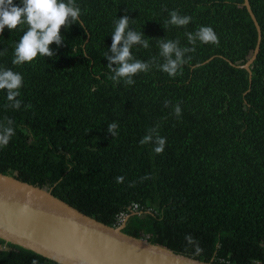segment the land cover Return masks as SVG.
<instances>
[{
    "label": "trees",
    "instance_id": "16d2710c",
    "mask_svg": "<svg viewBox=\"0 0 264 264\" xmlns=\"http://www.w3.org/2000/svg\"><path fill=\"white\" fill-rule=\"evenodd\" d=\"M247 2L259 29L248 70L241 66L256 31L242 0H76L82 26L61 29L63 45H50L53 58L38 55L22 67L12 59L23 30L6 27L0 67L24 81L19 110L4 107L0 90V122L11 118L16 130L0 149V173L111 226L124 205L147 203L151 211L128 216L123 232L147 233L151 244L211 264H264V0ZM165 7L192 22L165 29ZM125 15L149 41L148 49H132L136 59L163 63L158 39L192 47L185 33L199 26L212 27L219 46L197 41L175 79L153 65L133 85L115 83L104 53L114 20ZM111 122L119 125L115 137L107 131ZM157 124L166 137L159 155L154 144L139 143ZM145 174L151 178L141 182ZM0 264L58 263L0 240Z\"/></svg>",
    "mask_w": 264,
    "mask_h": 264
},
{
    "label": "clouds",
    "instance_id": "9594fccd",
    "mask_svg": "<svg viewBox=\"0 0 264 264\" xmlns=\"http://www.w3.org/2000/svg\"><path fill=\"white\" fill-rule=\"evenodd\" d=\"M164 10L169 11L166 7ZM81 15L82 11L76 0H20L19 4L14 3V0H0V34L6 27L12 32L23 30V35L15 44L12 64L20 67L32 64L38 55L53 58L55 52L50 48V45L62 46L64 37L61 34V29L64 28L67 31L74 24L82 26ZM169 17L164 22L165 29L169 26L186 28L192 22L191 16H182L176 9L169 11ZM130 20L127 15L114 20V31L111 33L112 43L104 53V58L108 61L107 67L111 73L109 79L115 83L123 81L125 85H133L134 77L140 73L149 72L153 65L157 70L175 79L178 75H182L183 66L192 61L193 57L188 54L195 52L197 41L205 45L219 46V37L214 29L210 26H199L194 33H185L188 44L192 47H181L179 39H158L159 57L162 58L163 63H160L155 56L148 61L136 59L132 49L137 47L148 49L150 45L149 41L144 39L143 32L132 29ZM23 26H26V30L23 29ZM3 54L4 50L0 51V55ZM23 81L21 73L14 72L10 68L0 67V90L5 91L6 94L7 103L4 105L6 109L19 110L21 108L22 101L18 97L21 95ZM170 105L171 101L165 100L164 107L167 108ZM172 107V114L176 118L181 117L180 103L178 102ZM14 123L8 117L0 122V149L6 148L16 134ZM118 127L116 122H111L108 124L107 131L112 137H115L118 135ZM159 127L160 125L157 124L150 128L139 141L141 145L154 144L153 151L158 155L164 152L166 146V137L160 136ZM150 178V175L145 174L140 180L143 182ZM115 179L116 183L120 184L124 182L125 178L117 176ZM129 187H135V182L133 181ZM186 239L191 243L190 236Z\"/></svg>",
    "mask_w": 264,
    "mask_h": 264
},
{
    "label": "water",
    "instance_id": "95a60500",
    "mask_svg": "<svg viewBox=\"0 0 264 264\" xmlns=\"http://www.w3.org/2000/svg\"><path fill=\"white\" fill-rule=\"evenodd\" d=\"M256 31L248 70L258 40V25L242 0ZM123 225H107L56 198L48 190L0 173V240L58 264H211L133 237Z\"/></svg>",
    "mask_w": 264,
    "mask_h": 264
},
{
    "label": "built area",
    "instance_id": "2783aa9c",
    "mask_svg": "<svg viewBox=\"0 0 264 264\" xmlns=\"http://www.w3.org/2000/svg\"><path fill=\"white\" fill-rule=\"evenodd\" d=\"M151 211V207L148 206L147 203L141 205L138 204L137 202H129L128 204L124 205L116 214L113 216V225L118 226V225H124L125 220L130 216L131 214L135 213H148ZM143 236L141 238H146L148 236L147 233L142 234ZM219 261H223L220 259ZM252 264H256L255 261H253Z\"/></svg>",
    "mask_w": 264,
    "mask_h": 264
}]
</instances>
